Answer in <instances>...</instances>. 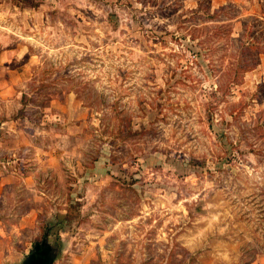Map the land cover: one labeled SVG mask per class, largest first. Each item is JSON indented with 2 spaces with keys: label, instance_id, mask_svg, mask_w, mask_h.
Returning a JSON list of instances; mask_svg holds the SVG:
<instances>
[{
  "label": "rangeland",
  "instance_id": "374dc122",
  "mask_svg": "<svg viewBox=\"0 0 264 264\" xmlns=\"http://www.w3.org/2000/svg\"><path fill=\"white\" fill-rule=\"evenodd\" d=\"M0 56V264H264V0H0Z\"/></svg>",
  "mask_w": 264,
  "mask_h": 264
},
{
  "label": "crops",
  "instance_id": "0c3cea01",
  "mask_svg": "<svg viewBox=\"0 0 264 264\" xmlns=\"http://www.w3.org/2000/svg\"><path fill=\"white\" fill-rule=\"evenodd\" d=\"M0 62H7L10 61V57H6V56H0ZM15 95L13 94V92H11L9 89L5 88V90L2 88L0 89V103L5 102L6 106L0 108V128L4 127L5 124L9 125L11 123H14L13 120H9L11 114L14 112V106H15V101H16ZM5 108V109H4ZM6 116L5 117H3ZM5 184V183H4ZM4 258L2 260H0L1 262H4Z\"/></svg>",
  "mask_w": 264,
  "mask_h": 264
},
{
  "label": "water",
  "instance_id": "95a60500",
  "mask_svg": "<svg viewBox=\"0 0 264 264\" xmlns=\"http://www.w3.org/2000/svg\"><path fill=\"white\" fill-rule=\"evenodd\" d=\"M44 242L36 246L35 251H33L23 264H53L55 257L51 256L50 249L45 248L40 250Z\"/></svg>",
  "mask_w": 264,
  "mask_h": 264
},
{
  "label": "trees",
  "instance_id": "16d2710c",
  "mask_svg": "<svg viewBox=\"0 0 264 264\" xmlns=\"http://www.w3.org/2000/svg\"><path fill=\"white\" fill-rule=\"evenodd\" d=\"M78 203L71 204L69 208L67 209V212L64 215V219L66 222H71L76 217H78V213H76V210L78 209Z\"/></svg>",
  "mask_w": 264,
  "mask_h": 264
}]
</instances>
